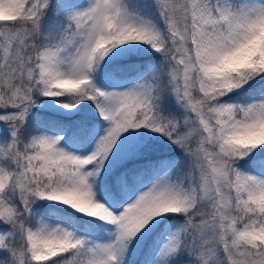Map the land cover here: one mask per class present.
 Here are the masks:
<instances>
[{
	"label": "snow or ice",
	"instance_id": "6c2138e0",
	"mask_svg": "<svg viewBox=\"0 0 264 264\" xmlns=\"http://www.w3.org/2000/svg\"><path fill=\"white\" fill-rule=\"evenodd\" d=\"M0 264H264V0H0Z\"/></svg>",
	"mask_w": 264,
	"mask_h": 264
}]
</instances>
